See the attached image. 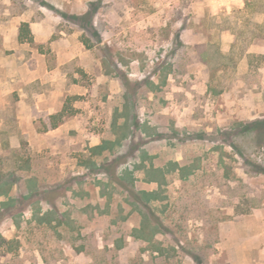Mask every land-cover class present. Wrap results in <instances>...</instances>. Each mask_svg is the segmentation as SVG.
Returning a JSON list of instances; mask_svg holds the SVG:
<instances>
[{
    "label": "rangeland",
    "instance_id": "rangeland-1",
    "mask_svg": "<svg viewBox=\"0 0 264 264\" xmlns=\"http://www.w3.org/2000/svg\"><path fill=\"white\" fill-rule=\"evenodd\" d=\"M12 4L45 10L95 68L46 80L78 124L56 151L22 134L17 94L2 114L0 264H264V55L224 30L263 22L264 0ZM206 43L236 67L210 80ZM48 116L33 113L40 133Z\"/></svg>",
    "mask_w": 264,
    "mask_h": 264
},
{
    "label": "crops",
    "instance_id": "crops-1",
    "mask_svg": "<svg viewBox=\"0 0 264 264\" xmlns=\"http://www.w3.org/2000/svg\"><path fill=\"white\" fill-rule=\"evenodd\" d=\"M12 7V0H0V131H4V128L8 126L2 114L11 105L12 97L17 94L19 106L25 104L26 107L23 113L19 111L16 116L21 130L27 129V131H22V134L29 135L39 142L49 137H57L49 141V146L51 145L56 151L66 131L76 128L78 124L75 118L47 132L38 131V127L34 124L35 110L47 112L49 116L57 115L62 110V105H59V92L54 90L47 93L43 89L46 80L53 74L57 76L60 68L66 63L77 61L79 67L89 72L95 68V61L93 63L90 61V52L76 39L69 40L70 38L66 37L52 39L57 22L49 20L45 16V10H40L42 16L37 18L30 4H27V9L17 13ZM23 23L29 25L33 42L20 40V28ZM233 36V43H235V35ZM263 39L264 37L258 40ZM255 43L256 41L249 47L247 53L257 52L264 55V45L258 47ZM47 56L51 57L52 63ZM35 85L41 89L33 91L31 88ZM26 100L30 101L29 105H26ZM1 132L0 145L13 143L12 134L9 137L3 136V139ZM154 254H159V252L154 251Z\"/></svg>",
    "mask_w": 264,
    "mask_h": 264
},
{
    "label": "trees",
    "instance_id": "trees-1",
    "mask_svg": "<svg viewBox=\"0 0 264 264\" xmlns=\"http://www.w3.org/2000/svg\"><path fill=\"white\" fill-rule=\"evenodd\" d=\"M229 21V25L224 28V30H229L235 35V44L240 43L242 46L241 51L247 52L249 47L258 39L264 37V22L258 23L250 20H245L244 26L238 22ZM244 22V21H243ZM29 31V25L23 23L20 28V40H28L23 36L22 32ZM29 41H32L29 39ZM89 48V47H88ZM198 53L201 56L203 63L207 66V71L210 77V80L216 79L219 73H223L227 67L233 66L236 67V64H233V58L230 54H225L221 51L220 47L216 44L206 43L198 47ZM234 49V47H233ZM64 112H61L57 115L48 116V122H51L49 125L45 124L44 131L55 129L59 127L64 122ZM99 149V148H97ZM147 218L150 217L148 214H145ZM156 226L160 227L159 224Z\"/></svg>",
    "mask_w": 264,
    "mask_h": 264
}]
</instances>
